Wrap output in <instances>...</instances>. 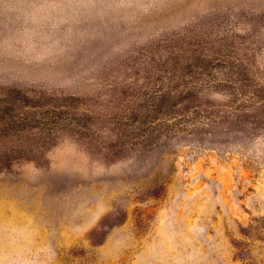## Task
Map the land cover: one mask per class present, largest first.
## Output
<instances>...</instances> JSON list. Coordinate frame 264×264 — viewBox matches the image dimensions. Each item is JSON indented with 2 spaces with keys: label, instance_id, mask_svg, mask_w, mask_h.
Masks as SVG:
<instances>
[{
  "label": "rangeland",
  "instance_id": "374dc122",
  "mask_svg": "<svg viewBox=\"0 0 264 264\" xmlns=\"http://www.w3.org/2000/svg\"><path fill=\"white\" fill-rule=\"evenodd\" d=\"M0 264H264V0H0Z\"/></svg>",
  "mask_w": 264,
  "mask_h": 264
},
{
  "label": "trees",
  "instance_id": "16d2710c",
  "mask_svg": "<svg viewBox=\"0 0 264 264\" xmlns=\"http://www.w3.org/2000/svg\"><path fill=\"white\" fill-rule=\"evenodd\" d=\"M194 113L197 114V115L199 114V112H194Z\"/></svg>",
  "mask_w": 264,
  "mask_h": 264
}]
</instances>
